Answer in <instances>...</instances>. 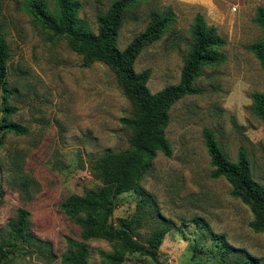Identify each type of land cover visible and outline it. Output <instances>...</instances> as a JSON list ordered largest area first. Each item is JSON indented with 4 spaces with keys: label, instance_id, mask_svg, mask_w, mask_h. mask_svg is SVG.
I'll use <instances>...</instances> for the list:
<instances>
[{
    "label": "rangeland",
    "instance_id": "rangeland-1",
    "mask_svg": "<svg viewBox=\"0 0 264 264\" xmlns=\"http://www.w3.org/2000/svg\"><path fill=\"white\" fill-rule=\"evenodd\" d=\"M78 1V18L96 32L97 16L113 0ZM44 2L57 12L56 0ZM259 6L264 0H133L124 13L117 37L120 49L153 18L169 15L161 37L134 62L136 71L150 69L147 87L152 93L179 81L198 16L225 40L216 49L223 61L204 65L193 83L197 92L169 109L165 135L171 155L157 152L140 179L155 205L139 215L134 237L147 244L158 217L169 221L171 229L156 252L163 264H237L239 252L251 264H264V232L249 227L253 214L231 194L229 183L209 176L203 139L208 128L231 160L240 147L245 149L253 177L264 185V122L254 114L251 99L253 92H264V67L248 48L264 36L253 21ZM1 10L0 28L10 57L0 106L6 103L16 111L8 116L0 112V121L17 122L27 131L0 130V242L11 251L7 264H61L66 236L79 238L80 227L60 204L72 194L100 187L93 166L105 150L129 149L131 129L119 119L131 116L133 107L106 64L83 66L81 55L64 38L45 39L29 0H2ZM140 197L134 191L119 194L111 219L135 214ZM19 209L29 213L28 238L10 235L9 222ZM221 234L231 247L226 260L214 246V236ZM86 243L89 264H101L100 252L114 249L105 239ZM123 263L156 264L140 253H127Z\"/></svg>",
    "mask_w": 264,
    "mask_h": 264
},
{
    "label": "trees",
    "instance_id": "trees-1",
    "mask_svg": "<svg viewBox=\"0 0 264 264\" xmlns=\"http://www.w3.org/2000/svg\"><path fill=\"white\" fill-rule=\"evenodd\" d=\"M133 0H113L107 10L97 16V31L85 28L78 18L81 3L78 0H56L57 12L47 8L44 0H29V10L45 30V39L54 42L59 38L67 41L71 50L81 55L82 65L95 61L106 64L115 74L117 84L133 107L131 116L121 117L122 124L131 129L129 149L124 152L105 150L97 159L93 170L100 179L97 189H87L83 195L72 194L63 200L60 207L80 227V237L66 236L68 247L62 256L61 264H89V239H105L114 243L112 251L100 252L101 264H124L127 253L149 255L154 263L163 264L156 252L164 235L171 229L170 222L158 217V223L147 237V244L134 237L135 230L141 224L140 214L146 207H154V198L141 187L140 179L152 165L157 152L165 156L172 153L165 129L169 121V109L180 98L197 92L194 80L204 65L223 61L224 55L216 49L225 40L216 34L214 27H207L200 16L192 28L193 42L181 68L177 83L167 85L152 93L147 87L150 69H134L138 54L149 44L158 40L165 31L169 15L153 18L152 21L133 37L123 48L118 47V32L123 23L126 9ZM0 19L4 16L1 10ZM253 21L264 33V6L256 9ZM259 63L264 67L263 39L248 46ZM10 52L0 28V90H6ZM6 99V95L3 96ZM252 110L264 122V92L251 94ZM16 108L4 103L0 112L8 116ZM0 130L4 132L25 133L24 125L17 122L0 121ZM204 144L209 155L211 178H224L231 187V194L248 206L253 214L249 227L255 232H264V185L252 174L248 154L239 148L235 160L229 159L222 151L211 130H203ZM129 157L125 159V157ZM134 191L141 195L137 201V212L131 217H120L114 222L112 212L117 204V197L124 192ZM29 213L18 210L16 218L9 222L12 238H28L27 217ZM197 224H203L194 218ZM219 246L221 258L226 260L230 246L223 234L214 236ZM221 244V245H220ZM11 251L0 242V264H7ZM233 263L251 264L249 257L239 252Z\"/></svg>",
    "mask_w": 264,
    "mask_h": 264
}]
</instances>
